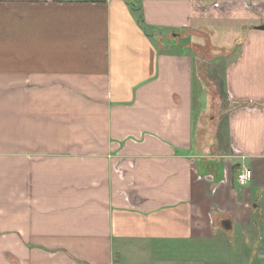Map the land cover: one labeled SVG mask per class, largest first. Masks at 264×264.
I'll return each instance as SVG.
<instances>
[{
  "label": "crops",
  "instance_id": "obj_1",
  "mask_svg": "<svg viewBox=\"0 0 264 264\" xmlns=\"http://www.w3.org/2000/svg\"><path fill=\"white\" fill-rule=\"evenodd\" d=\"M199 39L224 62L215 129ZM263 199L264 0H0V264L177 262L229 235L264 260Z\"/></svg>",
  "mask_w": 264,
  "mask_h": 264
},
{
  "label": "rangeland",
  "instance_id": "obj_2",
  "mask_svg": "<svg viewBox=\"0 0 264 264\" xmlns=\"http://www.w3.org/2000/svg\"><path fill=\"white\" fill-rule=\"evenodd\" d=\"M203 40V39H202ZM201 42L193 46L194 68L196 75L195 95L202 93V100L206 101L207 108L202 117L204 127H218L219 122L223 121L228 114L230 106L225 99L222 84L223 65L221 55L212 48L210 42ZM204 106L206 104H203ZM261 210H264V199L261 203ZM237 236L225 237V243L221 239L210 242L206 247L194 246V251L187 254H179L177 262H169L168 254H158L156 264H264V260H258L254 254V239L248 245L237 240ZM224 246V247H222ZM130 259H122L119 264H148L144 254H134ZM152 263V264H153Z\"/></svg>",
  "mask_w": 264,
  "mask_h": 264
},
{
  "label": "built area",
  "instance_id": "obj_3",
  "mask_svg": "<svg viewBox=\"0 0 264 264\" xmlns=\"http://www.w3.org/2000/svg\"><path fill=\"white\" fill-rule=\"evenodd\" d=\"M252 176L250 169L244 168L236 175V181L240 186H245L249 183Z\"/></svg>",
  "mask_w": 264,
  "mask_h": 264
},
{
  "label": "water",
  "instance_id": "obj_4",
  "mask_svg": "<svg viewBox=\"0 0 264 264\" xmlns=\"http://www.w3.org/2000/svg\"><path fill=\"white\" fill-rule=\"evenodd\" d=\"M227 224H228L227 221H225V222L223 223V226L226 227Z\"/></svg>",
  "mask_w": 264,
  "mask_h": 264
}]
</instances>
